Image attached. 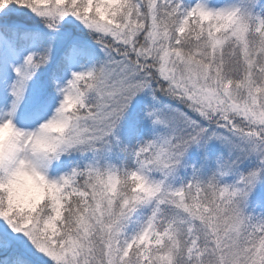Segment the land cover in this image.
<instances>
[{
    "label": "snow or ice",
    "instance_id": "obj_1",
    "mask_svg": "<svg viewBox=\"0 0 264 264\" xmlns=\"http://www.w3.org/2000/svg\"><path fill=\"white\" fill-rule=\"evenodd\" d=\"M0 264H264V0H0Z\"/></svg>",
    "mask_w": 264,
    "mask_h": 264
}]
</instances>
